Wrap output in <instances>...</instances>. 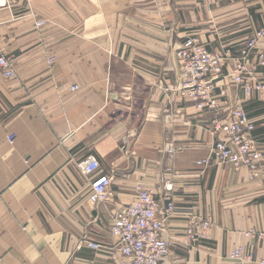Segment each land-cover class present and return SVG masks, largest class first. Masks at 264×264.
Masks as SVG:
<instances>
[{"label": "crops", "instance_id": "1", "mask_svg": "<svg viewBox=\"0 0 264 264\" xmlns=\"http://www.w3.org/2000/svg\"><path fill=\"white\" fill-rule=\"evenodd\" d=\"M259 29L264 0H16L1 8L0 51L16 76L0 70V264H117L113 213L134 201L137 182L160 197L167 179L176 202L162 233L169 262L234 264L229 253L239 244L264 258V243L244 235L264 228V157L256 178L247 167L198 163L211 155L216 113L174 90L187 36L231 48L230 67ZM219 84L254 117L264 153V92ZM90 155L115 175L109 199L95 206L78 166ZM190 213L212 217L205 239L187 237Z\"/></svg>", "mask_w": 264, "mask_h": 264}, {"label": "built area", "instance_id": "2", "mask_svg": "<svg viewBox=\"0 0 264 264\" xmlns=\"http://www.w3.org/2000/svg\"><path fill=\"white\" fill-rule=\"evenodd\" d=\"M15 1L0 0V9L11 6ZM46 23L47 19L41 18L36 21V26H44ZM263 37L264 29L248 37L240 55L230 67L227 62L232 54L231 48L221 51L209 49L196 35L187 36L177 49L180 77L174 90L194 101L198 109L216 113L211 125V132L216 137L211 155L198 163L216 162L230 164L235 168L247 167L251 178L259 177L262 173L264 153L255 136L256 121L243 106L230 103L227 87L219 82L230 79L232 83L243 86L246 95L254 91L264 92V51L257 50ZM47 61L54 64L56 55L51 54ZM0 70L5 77L16 76L13 59L4 50L0 51ZM73 88H78V85ZM217 88L220 90L217 91ZM9 139L12 141L14 134ZM166 150L172 156L178 147L170 143ZM78 166L91 179L88 192L91 203L95 206L107 201L114 183V172H105L95 155L80 161ZM134 188V201L121 205L112 217L110 232L117 239L121 252L117 264H172L168 261L172 243L162 233L166 222L176 214L173 182L170 179L164 180L160 197L155 188L142 181L137 182ZM160 199L164 200V205ZM212 222L211 216L201 217L190 213L185 233L193 240L205 239ZM244 235L264 243V228L251 227ZM84 240L92 248L102 247L100 242L88 237ZM229 257L234 264H264V258H258L255 249L244 244L234 247Z\"/></svg>", "mask_w": 264, "mask_h": 264}, {"label": "rangeland", "instance_id": "3", "mask_svg": "<svg viewBox=\"0 0 264 264\" xmlns=\"http://www.w3.org/2000/svg\"><path fill=\"white\" fill-rule=\"evenodd\" d=\"M178 62V61H177ZM169 155V154H168ZM175 155V154H174ZM174 155H172L171 157H174ZM170 156V155H169Z\"/></svg>", "mask_w": 264, "mask_h": 264}]
</instances>
